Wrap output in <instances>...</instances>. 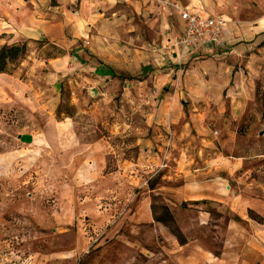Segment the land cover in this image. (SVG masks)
I'll list each match as a JSON object with an SVG mask.
<instances>
[{"label": "rangeland", "instance_id": "374dc122", "mask_svg": "<svg viewBox=\"0 0 264 264\" xmlns=\"http://www.w3.org/2000/svg\"><path fill=\"white\" fill-rule=\"evenodd\" d=\"M151 1L154 11L120 8L130 14L137 47L152 43L151 31L164 17L169 44L181 31L179 18L162 7L163 0ZM179 1L229 16L237 25L264 17V4L251 0ZM152 18L157 20L149 22ZM236 45L234 51L225 43L220 57L164 65L127 56L107 77L94 71L95 58L63 66L54 81L55 101L40 112L18 99L5 103L0 92V264H91L96 230L111 226L112 219L105 225L97 219L102 202L109 200L107 189L126 201L118 206L126 209L138 206L160 180L163 186L206 180L210 166L226 177L219 171L225 164L233 191L264 201V32ZM14 69L8 66L6 73ZM37 80L46 86L42 74ZM95 163L104 168L93 181L80 183L82 174L92 179L96 172L87 168ZM155 208L165 222L162 206ZM192 220L188 212L186 221ZM167 226L172 232L174 226ZM71 227L92 237L87 249L72 255L68 248L78 240L64 231ZM188 235L199 236L192 227ZM201 238L206 246L220 243L208 233Z\"/></svg>", "mask_w": 264, "mask_h": 264}, {"label": "crops", "instance_id": "0c3cea01", "mask_svg": "<svg viewBox=\"0 0 264 264\" xmlns=\"http://www.w3.org/2000/svg\"><path fill=\"white\" fill-rule=\"evenodd\" d=\"M251 1L261 7L264 4V0ZM174 2L200 17L226 21L221 39L234 51L240 46L236 44L245 41L247 36L264 32V17L251 16L236 21L237 25L229 16L211 15L195 10L191 4ZM120 8L139 13L146 9L154 11L157 7L151 0H0V47L24 45L26 49L22 59L15 63L18 65H10L15 68L11 74H0L2 101H20L32 112H40L55 101L54 81L60 69L81 66L90 58L98 60L94 71L106 77L114 75L127 56L134 60L153 58L159 65L178 60L177 49L172 46V40L169 44L166 38L168 22L165 17L158 19L157 30L151 31L152 45L143 41L146 45L137 47L130 14L128 17ZM153 19L157 20L152 18L149 22H154ZM84 42L89 46L85 47ZM225 51L216 48L208 53L190 51L183 61L206 55L220 57ZM23 60H26V68H22ZM39 74H42L45 87L37 80ZM43 90L52 95L45 96ZM66 151L67 148L65 154ZM102 155H105L104 150ZM104 165L89 166L87 170L96 173L88 181L89 176L82 174L80 183L93 181ZM207 169L210 178L206 180H189L176 186H163L160 180L148 188L138 206L129 205L126 209L118 207L126 201L122 202L116 191L107 189L104 198L109 200L102 202L97 219L102 221L101 225L112 219L111 226L96 230L91 243L97 251L91 264H264V201L233 191L227 180L229 167L225 164L219 171H225L226 177L217 175L220 172L213 166ZM237 170L236 167L234 171ZM156 206L167 209L183 243H179L162 223L161 212ZM186 212L193 213L191 222L186 221ZM69 224L72 225V221ZM190 227L197 230L198 237L188 235ZM76 229L64 230L72 231L78 240L68 248L70 255L91 244V235L87 233L85 237L83 229ZM205 233L209 240L219 239L220 243L206 246L201 238Z\"/></svg>", "mask_w": 264, "mask_h": 264}, {"label": "built area", "instance_id": "2783aa9c", "mask_svg": "<svg viewBox=\"0 0 264 264\" xmlns=\"http://www.w3.org/2000/svg\"><path fill=\"white\" fill-rule=\"evenodd\" d=\"M162 7L170 9L177 15L182 23V29L172 40V46L178 51V60L190 51L211 52L216 48L225 51V43L221 39V31L226 26V21L209 17H200L182 8L177 2L163 0Z\"/></svg>", "mask_w": 264, "mask_h": 264}, {"label": "trees", "instance_id": "16d2710c", "mask_svg": "<svg viewBox=\"0 0 264 264\" xmlns=\"http://www.w3.org/2000/svg\"><path fill=\"white\" fill-rule=\"evenodd\" d=\"M25 46L24 45H14V46H7L3 45L0 47V74L6 73L8 71V66L13 65L16 63L22 56L25 54ZM164 213H166L167 220L164 222L163 219L161 220L164 225L172 224L174 227L172 228V234L177 238L179 243H183V239L173 224V221L169 214H167V209L162 207ZM251 215V214H250ZM262 222L261 219L258 220ZM166 223V224H165ZM169 228V226H167Z\"/></svg>", "mask_w": 264, "mask_h": 264}]
</instances>
